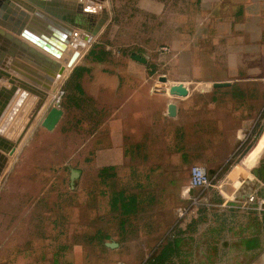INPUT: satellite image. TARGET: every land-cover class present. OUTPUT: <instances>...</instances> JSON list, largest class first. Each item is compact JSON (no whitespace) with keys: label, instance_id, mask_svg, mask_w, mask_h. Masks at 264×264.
Wrapping results in <instances>:
<instances>
[{"label":"rangeland","instance_id":"1","mask_svg":"<svg viewBox=\"0 0 264 264\" xmlns=\"http://www.w3.org/2000/svg\"><path fill=\"white\" fill-rule=\"evenodd\" d=\"M121 1H84V6L96 5L91 13L94 17L98 19L107 12L109 19L89 42H78L81 55L73 67L96 47L95 51H110L116 57L130 59L132 51H140L156 62L175 64L178 50L173 44L184 41L173 39L175 26L179 25L176 13L184 10L174 6L179 0H172V4L171 0H160L162 3L152 8L160 11L157 14ZM125 1L132 5L139 0ZM163 3H167L165 7H161ZM253 52L243 51L238 58L243 63L264 65V51H258V55ZM73 67L57 79L1 174L0 264H221L222 260L225 264H264V201L255 195L246 198V207L258 212L251 217L256 225L251 236L246 234L236 246L226 247L224 256L216 247L205 245L207 230L217 232V226L207 223L203 210L208 207L209 195L211 204L217 205L218 187L222 192L234 187L225 181L231 166L208 169L212 185L196 188L190 199L183 198L179 186L177 190L176 185L167 182L170 169L167 175L156 176L160 171L139 167L134 172L141 173L131 178L128 167H105L106 131L94 133L90 97L69 76ZM58 97L65 114L49 131L42 126V119L57 105ZM247 129L241 155L235 160L246 168L247 157L264 136V113L255 127ZM74 172L79 175L72 180ZM179 173L189 176L190 168L179 169ZM221 179L224 182L218 184ZM122 190L140 198L138 213L125 214L127 202L121 198ZM140 239L161 244L148 248L149 256L128 259L105 245L112 240ZM173 239L189 241L177 249V258L173 256Z\"/></svg>","mask_w":264,"mask_h":264},{"label":"crops","instance_id":"2","mask_svg":"<svg viewBox=\"0 0 264 264\" xmlns=\"http://www.w3.org/2000/svg\"><path fill=\"white\" fill-rule=\"evenodd\" d=\"M55 1L54 7L61 14L76 16L86 26L95 25L94 16L79 9L81 0ZM159 1L121 3L157 14L160 11L152 8L162 3ZM174 6L184 10L176 13L179 25L175 26L173 39L184 41L173 44L178 51L172 66L149 59L140 51H132L127 59L110 51H95L96 47L88 51L86 61H78L69 76L75 78L80 91L89 94L94 133L106 131L107 169L128 167L131 178L141 173L134 172L139 167L160 171L156 176L167 175L170 169L167 182L179 190L178 186L182 189L190 180V175L183 176L179 169L190 168L191 174L193 166L201 165L210 176L208 169L231 166L225 181L234 187L228 192L218 187L217 205L211 204L209 195L208 207L203 210L207 223L217 226V232L207 230L205 245L216 247L224 256L226 247L236 246V241L245 239L246 234L250 237L256 227L251 217L258 212L246 207L248 195L264 201V136L247 157V168L235 161L241 155L247 128L255 127L264 113V74H258L264 72V65L243 63L238 58L243 51H255L253 55L264 51V0H179ZM134 53L146 57V63L133 58ZM90 57L92 61H88ZM162 75L170 84H185L188 95H166L169 99L154 95V86ZM12 76L20 78L14 73ZM216 82L229 85L215 88ZM4 86H12L5 76L0 79V88ZM171 101L177 105L174 117L168 112ZM222 182L218 180V184ZM121 198L127 202L123 210L126 215L140 211L138 196L122 190ZM111 242L117 246L107 245ZM111 242H106V247L127 255V259L149 256L147 249L161 244L145 239ZM188 244L186 239H173V256L177 258V249ZM221 264H225L224 260Z\"/></svg>","mask_w":264,"mask_h":264},{"label":"water","instance_id":"3","mask_svg":"<svg viewBox=\"0 0 264 264\" xmlns=\"http://www.w3.org/2000/svg\"><path fill=\"white\" fill-rule=\"evenodd\" d=\"M14 1L34 11V14L30 20L25 13H21L16 23L0 24L4 28H0V37L3 38L0 39V79L5 76L12 85L10 89L0 88V177L7 165L9 155L16 152L17 145L42 109L48 96L47 91L50 90V81L56 76L63 75L66 70L61 62L20 41L5 29L30 39L71 66L79 53L68 45L73 29L63 22L96 36L109 19L108 13L104 12L100 18L97 19L96 16L92 18L95 19L94 26H86L76 16L61 14L57 9L55 12V0ZM33 5L38 8L34 9ZM41 9L46 10V14ZM132 57L143 63L147 61L146 57L137 53H134ZM12 73L23 80L12 76ZM228 85V82H216L213 87ZM188 93L189 89L185 84H170L168 78L163 75L159 77V83L153 89L154 95L164 99H169L166 95L181 97L187 96ZM59 103L60 97H58L57 105L52 106L42 119V126L49 131L56 128L64 114L65 108ZM168 112L171 117L177 115V105L174 101L169 103ZM77 175L79 173L74 172L72 180ZM107 245L115 247L117 243L111 242Z\"/></svg>","mask_w":264,"mask_h":264},{"label":"bare ground","instance_id":"4","mask_svg":"<svg viewBox=\"0 0 264 264\" xmlns=\"http://www.w3.org/2000/svg\"><path fill=\"white\" fill-rule=\"evenodd\" d=\"M26 2H31L30 0H24ZM82 2L80 3L79 9L82 10V12H85L87 14L92 13L94 7L96 6H84V4H82L84 1L81 0ZM93 3V2H92ZM91 3V4H92ZM0 24L1 23H8V24H14L18 21L19 16L21 13H25V15L28 16V20H30V18L32 17V15L34 14V11H30L29 9H27L24 5H21L17 2H15L14 0H0ZM3 5H5L6 7H4ZM88 5V4H87ZM34 9H37L38 7L36 5H33ZM10 9V10H9ZM55 9V8H54ZM42 10V9H41ZM44 13H46V10H42ZM56 12V9L54 10ZM90 15V14H89ZM65 25L70 26L73 29V33L71 34V40L69 42V46L74 50L77 51L79 53L78 57L81 55L80 54V48L78 47V42H82L84 41L83 39L87 40L88 42L91 40V34L88 33L87 31H76V29H80L77 28L75 26L70 25L67 22H63ZM1 29H4L1 25H0ZM5 31H7L8 33L12 34L15 38H18L20 41L25 42L26 44H28L31 47H34L35 49H37L38 51H42L44 54L48 55L49 57H52L53 59L61 62L63 65H65L66 70L64 72V74L67 73L68 68L70 69V67H73V65L77 62V58L75 59V61L73 62V64L71 66H69V63L66 61H62L60 58H57L56 56L50 54L48 51H46L44 49V47H40L39 45H37L36 43H33L30 39H27L26 37H23L21 35H18L16 33H13L10 30L5 29ZM83 35V37L81 36ZM0 39H3L2 37H0ZM1 43V42H0ZM80 45V44H79ZM63 74V75H64ZM62 76V75H61ZM60 76H56L54 78H52V80L49 83L50 86V90L47 91V93L49 94V92H51L53 85L56 83L57 79ZM7 89H10L6 86H4ZM39 115V114H38ZM37 115V116H38ZM30 128V127H29Z\"/></svg>","mask_w":264,"mask_h":264},{"label":"built area","instance_id":"5","mask_svg":"<svg viewBox=\"0 0 264 264\" xmlns=\"http://www.w3.org/2000/svg\"><path fill=\"white\" fill-rule=\"evenodd\" d=\"M213 179L209 176L205 167L195 165L191 168L190 180L182 186V196L190 199L196 188L209 187L212 185Z\"/></svg>","mask_w":264,"mask_h":264},{"label":"trees","instance_id":"6","mask_svg":"<svg viewBox=\"0 0 264 264\" xmlns=\"http://www.w3.org/2000/svg\"><path fill=\"white\" fill-rule=\"evenodd\" d=\"M153 73V72H152Z\"/></svg>","mask_w":264,"mask_h":264}]
</instances>
